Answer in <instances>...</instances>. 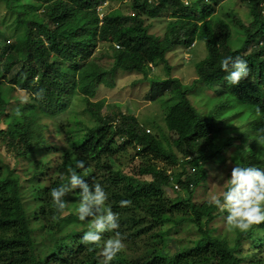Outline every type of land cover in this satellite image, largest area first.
<instances>
[{"label": "trees", "instance_id": "trees-1", "mask_svg": "<svg viewBox=\"0 0 264 264\" xmlns=\"http://www.w3.org/2000/svg\"><path fill=\"white\" fill-rule=\"evenodd\" d=\"M2 1L15 15L16 37L0 44V146L26 160L31 154L41 159L34 163L31 184L24 187L21 176L0 158V264H102L103 243L116 238L117 232L124 246L110 264H264V221L246 231L231 225L229 239L213 227L217 208L208 199L191 197L207 182L212 170L208 162L227 139H238L231 169L235 165L264 169V0L224 4L223 0H119L120 5L102 18L97 7L115 0ZM238 5L247 10L241 11ZM161 12L170 15L159 37L151 33L146 19L155 21ZM195 41L205 48L202 58L192 49L196 78L187 84L170 77L152 80L147 98L169 108L166 129L159 128L160 138L119 106L101 112L104 100L94 99L99 88L116 84L117 70L136 71L147 79L149 64L162 62L168 74L171 65L166 53ZM100 44H107V51L101 48L98 57L95 49ZM102 55L110 56V67L98 62ZM236 55L247 61L250 71L238 84L230 85L221 63ZM216 84L220 85L219 100L200 114L189 94ZM17 88L27 98L13 107ZM40 90L43 96L37 98ZM208 98L205 103H210ZM77 99L93 117V125L71 115L70 106ZM231 101L242 107L243 115L252 114L253 121L238 128L236 136L230 133L217 140V124L225 118L219 110ZM62 115L65 120L55 121ZM50 121L60 124L56 134L64 140L62 147L51 146L44 135ZM249 139L254 140L251 149L238 150ZM52 148L62 150L55 164L46 160ZM128 155L144 162L125 172L121 158ZM157 160L169 164L162 167ZM76 161L84 162L83 168L75 169L77 174L90 191L94 183L104 188L105 204L119 218L120 227L102 233L98 246L83 244L81 237L89 223L103 215V207L93 206L92 215L81 221L77 213L80 187L68 185L71 190L62 197L65 207L59 210L51 189L66 184L68 176L49 178V186L37 177L51 167L54 174L68 172ZM186 163L194 166L193 171L187 170ZM162 186L171 187L176 196H168ZM25 190L35 201L42 200L34 212L26 210ZM182 232L186 233L183 238ZM168 235L179 243L173 253L165 251Z\"/></svg>", "mask_w": 264, "mask_h": 264}, {"label": "rangeland", "instance_id": "rangeland-1", "mask_svg": "<svg viewBox=\"0 0 264 264\" xmlns=\"http://www.w3.org/2000/svg\"><path fill=\"white\" fill-rule=\"evenodd\" d=\"M125 1V0H124ZM128 1V0H127ZM184 2H188L190 0H183ZM222 4L224 3H233V0H223L221 1ZM168 4H171L169 1ZM9 5L13 6L12 2H9ZM120 5L119 0H115L113 2L106 1L102 3V5H99L97 8L99 9L100 13L106 12L109 9L116 8ZM240 9H243L241 11H246L247 7L244 5H238ZM9 7V6H8ZM218 8V5L217 7ZM15 9V8H14ZM219 12V10L217 9ZM162 14L160 17L155 18V21L150 20V18H147L146 21L151 23L150 31L151 33L158 35L159 37H162L164 33L165 24L167 22V18L170 14H164V12H161ZM14 13L10 12V10L7 9L5 6V3L0 0V44H7L16 37L14 36L15 30L12 29L13 20H14ZM104 47V51H107V44H100L95 49V54L100 57L98 54L100 52V49ZM190 47V48H188ZM195 48L193 51L196 55H200L202 58L205 55V48L200 43H193L191 46L187 45H181L182 52H179L178 54H175L174 52H170L168 55V58L170 59V63L173 66V69L171 70L172 75H176L179 77V79L183 83H190L195 76L193 63L191 60H193L194 53L191 48ZM99 50V51H98ZM198 59V58H196ZM98 62L103 67H110L112 63V59L108 55H102L100 59H98ZM163 68L162 63H159L158 67L151 68L149 72V79L148 82L146 79L142 76L141 73H137L136 71L132 72H126V71H119L117 70L116 77L117 82L114 84L111 88L101 87L99 88L98 93L96 94V97L94 100L102 99L104 100V106L101 109L102 113H106V111H114L113 106H119L120 109L127 114H132L136 116L139 120L142 121V124L146 126L154 135H157L158 138H160L159 135H161L159 128L165 131V124L164 119L168 113V106L164 105L160 101H150L147 98V92L150 88V81L151 80H159L160 77H164L163 74ZM159 77H154V76ZM151 78V79H150ZM219 88L220 85L216 84L214 87L206 88L202 93L193 92L190 95V99L193 100V104L195 105V108L200 114L207 113L211 107V104H214L219 100ZM15 99L11 100V105L14 107L18 104L20 101H24L27 98L26 92L15 89L13 92ZM205 96H209V102L205 103ZM79 99V97H78ZM73 101L71 108L69 111L71 112V115H74L78 120H81L83 123L87 125H93L94 119L93 117L84 110L83 102L80 100ZM233 103V101H231ZM230 103L224 108H221L219 110V113L221 116H225V118L222 120V122L218 123L217 126L219 127V131H217V140H221V138H225L226 134L231 135H237V130H239L242 127L248 126L249 122L253 121L254 116L251 114L249 116L243 115V109L235 103ZM225 108H228V111H225ZM226 112V114H225ZM66 115V113H65ZM62 115L60 118L55 119V121H62L66 119V116ZM247 120V121H246ZM140 121V122H141ZM4 126V124H1ZM49 127L46 128V131H44L45 137H47V141L51 146H60L62 147V144L64 143V140H62V136L56 134V126L60 125L58 122L57 124L53 121L49 122ZM233 127H236L237 129H232ZM239 128V129H238ZM55 130V131H54ZM163 131V132H164ZM166 135H170L166 131ZM162 136V135H161ZM237 137H234L232 139H227L224 143V147L221 148L220 152L215 156V158L208 162L210 166L212 167L211 174L209 177H207V182L205 181L203 184L204 186L199 187L198 192L192 194V200L194 201H202V200H209L213 195H221L224 190L227 188V179L230 176L231 173V159L232 156L235 154V149L237 148ZM254 143V140L249 139L246 141L243 145H241L238 150H242L243 152L249 151L251 149L252 144ZM51 154L48 155L46 160L49 161L50 164H55V161L57 158L61 157L62 150H55L54 148L50 151ZM130 155V154H129ZM124 157L121 158V161L124 163L122 166L124 171H130L132 168H137L138 165L142 164L144 161H142L140 158H134L133 160L130 159V157ZM178 155H181V153L178 152ZM0 158L6 160L11 164V166L15 169L17 174L21 176V182L24 187L29 186L31 184V177L35 173V165L37 161H40L39 154H31L28 160L23 159L22 157L18 155H14V153L7 151L4 147L0 146ZM158 159V158H157ZM159 160V159H158ZM158 165L164 167L166 164H169V162L165 161H158ZM129 162V163H128ZM174 164L171 165V167ZM177 166V165H176ZM186 168L188 171H192L194 169V166L192 164L186 163ZM233 166V164H232ZM166 167V166H165ZM168 171H171L169 169ZM61 176L62 178L69 176L70 174L65 171H61L60 173L54 174L53 168H49L47 172H43L37 177H40L41 183H48L49 186V178L50 180L52 178H56V176ZM145 178L149 179V175L144 176ZM70 191L71 188H68ZM162 189L164 192L174 198L177 194V192L173 191L171 187L168 186H162ZM26 192V203H28V207H26L27 212H34V209L39 208L41 205V201L37 202L34 199L31 198L30 190H25ZM183 196H187L186 193H184L182 190L179 192ZM71 200L69 199L66 203L67 206H69V203ZM215 213H217V216L214 220L213 227L215 228V232L220 235H226L229 239L233 237V229L230 227L231 225L228 223L226 216V212H221L219 209H216ZM212 227V228H213ZM194 230V228H193ZM178 233V232H177ZM182 238L186 235L185 232H182L179 234ZM195 235L194 231L188 235L189 237H193ZM167 247L165 248L167 253H173L178 250L179 243L178 240L171 235H168L167 237ZM247 245L244 244V248H246Z\"/></svg>", "mask_w": 264, "mask_h": 264}, {"label": "clouds", "instance_id": "clouds-1", "mask_svg": "<svg viewBox=\"0 0 264 264\" xmlns=\"http://www.w3.org/2000/svg\"><path fill=\"white\" fill-rule=\"evenodd\" d=\"M103 14L104 12L99 13V18H102ZM193 43L198 42L195 41ZM193 43L190 45L187 43H181L166 53V58L168 63L171 65V69L167 74L164 64L159 62L162 63V68L164 71V77H160V81L168 77L172 79H179V77L176 75L174 76L171 74L173 66L170 63L168 55L170 52L178 54L179 52H182V49L180 48L181 45L191 46ZM115 46L118 47V45ZM191 49L195 48L193 47ZM159 63L156 65V67L159 66ZM149 67L151 70V68H154L155 66L150 63ZM221 70L226 73L224 79L230 85L238 84L242 78L249 75L250 71L247 61L239 55L225 57L221 63ZM148 79L149 77L146 79L147 82ZM149 84V91H151L153 84L152 80ZM149 91L147 93H149ZM36 95L37 98H42L43 90H40ZM190 95L192 94H189V98ZM83 167V161H76L75 168L69 167L67 169L70 174L68 176L67 183L52 188L50 194L54 206L57 209L62 210L65 207V201L62 199V197L65 195V192L69 190L68 185H71L72 188L79 186L82 191L80 193V203L78 205L77 213L78 218L81 221H84L87 216L92 215L93 206H96L98 210L101 206L103 207V215H99L93 221H91L87 230L83 232L81 237V242L83 244L98 246L101 241L102 233L105 231H112L120 227L119 218L117 214L112 211L111 207L105 204V201L108 197L104 188L99 183H94L92 190L90 191L89 185L83 176L77 174L75 169ZM172 185L175 190L180 189L178 184L173 182ZM126 203V201L122 202V204ZM209 203L214 205L221 212H226V219L228 223L241 231H246L253 224H259L260 222L264 221V169H259L251 165H235L231 169L230 176L227 179L226 190H224L219 196L213 195L210 198ZM123 246V240L119 232L116 233V238L104 241L102 249V255L104 259L102 264H110L116 253H118L123 248Z\"/></svg>", "mask_w": 264, "mask_h": 264}]
</instances>
